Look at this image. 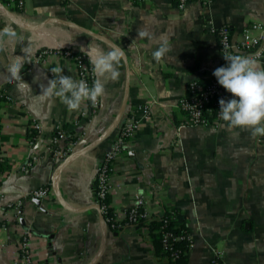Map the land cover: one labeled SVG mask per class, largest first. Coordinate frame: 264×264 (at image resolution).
I'll return each mask as SVG.
<instances>
[{"label":"crops","instance_id":"0c3cea01","mask_svg":"<svg viewBox=\"0 0 264 264\" xmlns=\"http://www.w3.org/2000/svg\"><path fill=\"white\" fill-rule=\"evenodd\" d=\"M0 5L31 25L48 18L76 23L124 52L119 79L105 80L99 105L83 116L85 102L69 110L44 92L58 75L54 67L75 78L71 63L50 58L39 64L38 53L45 47L73 52L114 47L56 22L27 29L0 7V91L13 99L0 106V153L10 164L0 180V264H15L23 230L30 231L37 264H169L157 256L146 225L113 229L96 204L100 163L125 118L142 105L149 110L138 111L135 135L124 144L114 174V212L127 211L136 195H144L152 211H161L163 203L179 208L175 224L184 225L193 242L187 264H211L214 248L222 252L223 264H264V136L229 128L223 120L182 126L185 115L178 108L192 79L207 81L223 65L218 38L208 26L229 24L239 40L246 27L264 24V0H192L184 10L176 0H25L23 9L0 0ZM143 29L151 38L139 34ZM165 37L173 49L167 59L156 60L152 52ZM17 62L23 68L13 78L9 68ZM127 66L128 101L118 121ZM33 119L43 130L37 161L29 145ZM58 125L67 138L55 142ZM74 140L70 153L59 156ZM44 185L52 195L38 205L28 194Z\"/></svg>","mask_w":264,"mask_h":264},{"label":"built area","instance_id":"2783aa9c","mask_svg":"<svg viewBox=\"0 0 264 264\" xmlns=\"http://www.w3.org/2000/svg\"><path fill=\"white\" fill-rule=\"evenodd\" d=\"M132 1L141 3L149 0ZM190 1L192 0H176V6L178 9L184 10ZM9 3L18 9H23L25 7V0H9ZM208 29L218 38L219 46L224 58L223 65L227 63L224 57L227 55L240 54L253 57L257 61H260L264 56V24L262 23H253L252 25L246 27L242 38L239 40L234 39V35L231 30L232 28L229 24L221 26L209 25ZM2 32L5 31L2 30ZM50 58L66 60L71 63L75 71V79L77 80L84 79L89 83V85H91L96 79V74L93 72L92 65L84 52H73L69 48L45 47L38 53L36 62L39 64H46ZM230 95L231 94L218 83L217 78L214 75L207 81L192 79L189 82L187 93L178 100V108L185 115V120L181 122V125H218L222 120L220 116L219 101L221 98L228 99ZM6 100L13 102L11 96L6 95ZM99 103L100 99H98L96 103L85 101L80 114L86 116L89 113L90 108L95 107L96 109ZM139 110L147 112L149 110V106L142 105L137 111H133L128 114L122 123L118 139L107 150L98 168L95 187L96 204L100 207L103 217L108 207H112V203L110 205H106L102 201L107 194H111L113 191L114 174L118 169L119 159L122 157L124 144L128 140L127 138L135 135L136 128L138 127L137 113ZM28 130L31 136L29 145L34 153L39 148L40 142H38V138L43 131L42 125L40 122L33 119L29 123ZM66 138L67 135L63 126L58 125L56 127L54 141H62ZM75 144L76 141L71 142L66 149L60 150L57 153L59 156L64 157L70 153ZM33 153L32 161H37L38 156ZM0 157H2L1 153ZM6 176L7 171L0 170V180ZM28 195L41 200L47 199L52 195V189L46 185L39 186L31 190ZM146 201L147 200L144 195H136L135 202L127 211L116 214L113 209L114 216H107L104 218L106 224L113 229H122L126 226L139 223L141 218L151 217L157 212H162V210L155 212L149 209ZM20 202L21 201L19 200L17 204ZM163 221L164 225H162L161 230L163 233L164 251L167 253L168 260L173 262L181 255H188L193 246V242L187 231H183L179 234L175 233L167 228L169 222L168 219L165 218ZM30 238L29 230H23L21 232L20 239L15 246V264H37ZM184 240L187 242V247L185 249L176 248L175 243L177 241ZM211 264H223L222 252L218 248L213 249Z\"/></svg>","mask_w":264,"mask_h":264},{"label":"clouds","instance_id":"9594fccd","mask_svg":"<svg viewBox=\"0 0 264 264\" xmlns=\"http://www.w3.org/2000/svg\"><path fill=\"white\" fill-rule=\"evenodd\" d=\"M4 34H8L7 29ZM139 34L151 38L147 29ZM172 49L173 45L165 37L152 56L156 60L167 59ZM83 51L96 74L91 85L84 79L77 80L64 74L61 67H54L52 72L58 75L51 78L44 88L48 96L59 98L69 110H78L85 101L96 103L105 94V80H117L120 76L118 65L124 56L122 49L105 51L100 47H89ZM224 57L227 63L213 71L218 83L231 94L228 99L221 98L219 101L222 120L229 128H247L253 135L264 136V67H260L259 61L250 56L233 54ZM22 68L23 63L17 62L10 66L9 72L13 78H19Z\"/></svg>","mask_w":264,"mask_h":264},{"label":"trees","instance_id":"16d2710c","mask_svg":"<svg viewBox=\"0 0 264 264\" xmlns=\"http://www.w3.org/2000/svg\"><path fill=\"white\" fill-rule=\"evenodd\" d=\"M6 100V95L0 91V106H3ZM1 129V126H0ZM129 139V138H127ZM75 141V140H74ZM10 168V164L6 162L3 157H0V170L8 171ZM112 201L111 194H107L106 197L103 199V203L106 205H110ZM163 205V211L157 212L153 214L151 217H144L140 219V222L135 224L136 226H143L146 225L149 228V234L151 237V242L155 246L156 254L159 257L166 258L169 264H187V256L186 254L181 255L176 261H169L167 258V253L164 251V244H163V233L161 230L162 225H164L163 219H168V226L167 228L172 230L175 233H182L183 231H187V228L184 225L177 226L175 224V218L179 213L178 207H170L166 204ZM107 216H114L113 208L108 207L106 213H104V218ZM176 248L178 249H185L187 247V242L184 241H177L175 243ZM170 258V257H169Z\"/></svg>","mask_w":264,"mask_h":264},{"label":"water","instance_id":"95a60500","mask_svg":"<svg viewBox=\"0 0 264 264\" xmlns=\"http://www.w3.org/2000/svg\"><path fill=\"white\" fill-rule=\"evenodd\" d=\"M1 9L13 20L15 21L16 23H18L19 25H21L22 27H25L27 29H38L39 27H42V25H46L48 23H53V22H56V23H60V24H63V25H66L68 27H73V28H76V29H79L81 31H84L94 37H96L97 39H100L101 41H104L106 42L107 44L111 45L112 47L114 48H119L121 49L118 45H116L112 40L104 37L103 35H100V34H97V33H94L82 26H79L78 24L76 23H73V22H70V21H67V20H63V19H58V18H48L46 19L43 23H41L40 25H31L29 23H27L26 21L22 20V19H19L11 10H9L8 8L4 7L3 5H0ZM129 85H130V69H129V66H127V88H126V94H125V97H124V104H123V108H122V111L118 117V121L122 118V114L124 112V108L127 104V101H128V93H129ZM68 162V160L66 161ZM66 162L61 166L59 167V169L57 170L56 172V175H55V180L54 182L56 181V178L57 176L60 174V172L62 171L63 167L65 166ZM33 201L35 203H37L38 205L41 204L42 200L39 199V198H36V197H33ZM97 207L99 208L100 210V207L97 205ZM23 207H21L22 209ZM22 211V210H21ZM101 212V211H100ZM101 216L103 218V221H104V217L101 213ZM105 222V221H104Z\"/></svg>","mask_w":264,"mask_h":264}]
</instances>
